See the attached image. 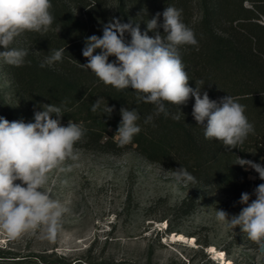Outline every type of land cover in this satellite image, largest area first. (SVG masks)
<instances>
[{"label":"rangeland","instance_id":"374dc122","mask_svg":"<svg viewBox=\"0 0 264 264\" xmlns=\"http://www.w3.org/2000/svg\"><path fill=\"white\" fill-rule=\"evenodd\" d=\"M90 1L56 0L80 16ZM216 1L220 9L213 10ZM172 2L101 0V14L106 22L115 17L140 23L143 31L144 22ZM176 2L198 44L203 33L210 40L221 32L232 34L240 43L245 39L241 33L264 35V30L251 27L254 22L264 25V0ZM241 3L249 11L241 10ZM57 32L56 27L48 31L55 36ZM12 46H26L25 36ZM4 66L0 62V116L1 104L16 105L19 100ZM76 148L78 159L52 170L45 185L51 198L67 209L58 227L51 235L37 228L15 238L0 230V264H264V248L257 240L216 220V208L229 216L240 210L241 203L229 194L199 181L174 189L173 171L135 147L120 152ZM241 150H255L246 155L251 159L261 154L254 143ZM216 252H223L224 258Z\"/></svg>","mask_w":264,"mask_h":264},{"label":"clouds","instance_id":"9594fccd","mask_svg":"<svg viewBox=\"0 0 264 264\" xmlns=\"http://www.w3.org/2000/svg\"><path fill=\"white\" fill-rule=\"evenodd\" d=\"M54 19L52 0H0V62L23 65L28 51L13 47L16 39L24 32H48ZM144 23L143 31L140 23L132 20L123 22L113 17L103 23L102 35L85 37L82 55L87 63L80 66L117 90L132 89L138 104H152L154 113L145 117V124L152 123L154 116L160 114L178 120L179 116L170 114L167 105L180 106L194 98L192 116L203 127L204 137L221 142L226 151L239 148L254 132V126L238 97L228 94L218 100L211 99L197 84L195 88L189 85L180 48L198 42L193 30L183 22L182 11L169 5ZM65 51L64 48L52 50L40 67L62 62ZM104 100L98 97L91 104V111H103L111 117L114 106L105 104ZM66 110L70 109L63 104L40 103L31 121H9L0 116V230L9 237L37 228H44L51 235L67 210L45 188L52 170L61 168L65 161L78 159L76 145L87 133L82 122L62 123ZM119 111L121 120L112 137L123 146L132 143L140 133L141 118L135 108L122 106ZM236 156L234 165L245 171L254 169L260 177L253 187L255 195L249 198V191L242 190L240 210L229 216L216 208L215 218L228 229H243L264 248V157ZM172 176L174 189L197 182L182 165L173 170Z\"/></svg>","mask_w":264,"mask_h":264},{"label":"trees","instance_id":"16d2710c","mask_svg":"<svg viewBox=\"0 0 264 264\" xmlns=\"http://www.w3.org/2000/svg\"><path fill=\"white\" fill-rule=\"evenodd\" d=\"M172 4L176 8L179 6L177 2V6L174 4V0ZM217 8L219 1L213 5V10ZM240 8L248 10L242 3ZM84 11L82 16L77 15L67 10L66 5L59 6L56 0H52L55 19L50 29L56 27L59 33L56 36L48 32L21 34L26 38V46H22L28 51L26 62L21 66L4 63L5 72L13 85V94L19 100L16 105L1 104L3 116L9 121H31L38 104H63L70 110L64 112L62 123L66 125L69 120L82 122L87 129L85 137L76 147L115 152L135 147L149 160L172 171L184 166L196 181L227 193L237 201L242 190L249 191V198L255 195V182L247 178V172L241 166L233 163L236 155L250 154L241 150L243 145L247 147L254 143L260 152L264 145V35L251 38L241 33L245 39L240 43V39L232 34L221 32L216 39L210 40L203 33L199 44L180 48L190 86L195 88L197 84L208 92L211 99L218 100L228 94L238 97V102L245 107V115L253 124L254 132L239 145L240 149L234 148L230 152L221 142L204 137L203 127L197 125L192 116L194 98L180 106L167 105L170 114L179 116L178 120L172 119L171 115L165 117L160 114L154 116L152 123L145 124V117L154 113L152 104H138L132 89L117 90L104 84L89 69L81 67L80 63H87V58L82 55L85 37L102 35V24L107 23L101 14V0H91ZM182 20L184 22L185 19ZM253 25L255 27H251L256 30H264V25L258 22ZM59 48L66 49L63 61L51 67H40L51 51ZM191 52L192 61L188 58ZM98 97H104L105 104L114 106L111 117L103 111H91V104ZM122 106L135 108L141 118L140 133L132 143L123 146L112 137L121 120L119 110Z\"/></svg>","mask_w":264,"mask_h":264},{"label":"built area","instance_id":"2783aa9c","mask_svg":"<svg viewBox=\"0 0 264 264\" xmlns=\"http://www.w3.org/2000/svg\"><path fill=\"white\" fill-rule=\"evenodd\" d=\"M240 157H243V158H250V157H248V156H240ZM261 157H264V146L262 147V151H261V154H260V156L258 157V159L261 158ZM246 172H247V178H248L249 180H251V181H256V180L260 179L258 173H257L254 169L249 168V170L246 171Z\"/></svg>","mask_w":264,"mask_h":264},{"label":"bare ground","instance_id":"6f19581e","mask_svg":"<svg viewBox=\"0 0 264 264\" xmlns=\"http://www.w3.org/2000/svg\"><path fill=\"white\" fill-rule=\"evenodd\" d=\"M216 254H218V252H216ZM221 258H224L223 252H221V254H218Z\"/></svg>","mask_w":264,"mask_h":264}]
</instances>
